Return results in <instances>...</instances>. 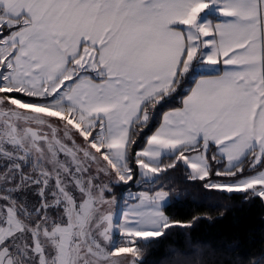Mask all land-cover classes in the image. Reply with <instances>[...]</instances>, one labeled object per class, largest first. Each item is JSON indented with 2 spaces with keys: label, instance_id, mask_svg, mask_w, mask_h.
<instances>
[{
  "label": "snow or ice",
  "instance_id": "snow-or-ice-1",
  "mask_svg": "<svg viewBox=\"0 0 264 264\" xmlns=\"http://www.w3.org/2000/svg\"><path fill=\"white\" fill-rule=\"evenodd\" d=\"M181 163L264 199V0H0V264H141Z\"/></svg>",
  "mask_w": 264,
  "mask_h": 264
},
{
  "label": "trees",
  "instance_id": "trees-1",
  "mask_svg": "<svg viewBox=\"0 0 264 264\" xmlns=\"http://www.w3.org/2000/svg\"><path fill=\"white\" fill-rule=\"evenodd\" d=\"M172 106H158L148 127L136 137L134 151L145 147L146 136L155 131L163 111ZM161 184L170 193L165 214L173 220L193 223L191 228L174 227L145 247L141 264H183V258L174 255V251L186 252L192 248L202 254L204 264H250L254 258L264 256L263 199H245L243 193L205 189L203 181L188 179L182 163L163 173ZM122 185V190H149L137 185L135 180Z\"/></svg>",
  "mask_w": 264,
  "mask_h": 264
},
{
  "label": "rangeland",
  "instance_id": "rangeland-1",
  "mask_svg": "<svg viewBox=\"0 0 264 264\" xmlns=\"http://www.w3.org/2000/svg\"><path fill=\"white\" fill-rule=\"evenodd\" d=\"M123 187L122 182L118 185H115L113 187V193L116 195L117 199L120 200L122 197H125L128 195L129 192L132 193H136L139 191H144V190H134V189H121ZM113 193H106L107 196H111ZM39 197H37L35 194H30V199L32 201H36V199H38ZM38 201V200H37ZM170 201V196L168 197V201L167 203ZM166 203V204H167Z\"/></svg>",
  "mask_w": 264,
  "mask_h": 264
},
{
  "label": "crops",
  "instance_id": "crops-1",
  "mask_svg": "<svg viewBox=\"0 0 264 264\" xmlns=\"http://www.w3.org/2000/svg\"><path fill=\"white\" fill-rule=\"evenodd\" d=\"M162 119V118H161ZM145 147H146V145H145ZM264 200V199H263Z\"/></svg>",
  "mask_w": 264,
  "mask_h": 264
}]
</instances>
